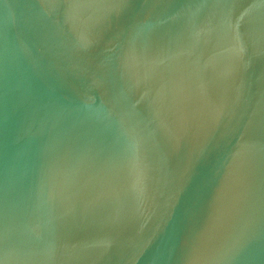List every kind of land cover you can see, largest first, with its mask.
I'll list each match as a JSON object with an SVG mask.
<instances>
[{
	"label": "water",
	"instance_id": "obj_1",
	"mask_svg": "<svg viewBox=\"0 0 264 264\" xmlns=\"http://www.w3.org/2000/svg\"><path fill=\"white\" fill-rule=\"evenodd\" d=\"M0 264H264V0H0Z\"/></svg>",
	"mask_w": 264,
	"mask_h": 264
}]
</instances>
